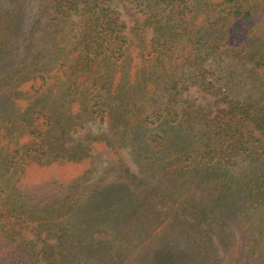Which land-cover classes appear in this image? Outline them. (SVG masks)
Wrapping results in <instances>:
<instances>
[{"label":"trees","instance_id":"obj_1","mask_svg":"<svg viewBox=\"0 0 264 264\" xmlns=\"http://www.w3.org/2000/svg\"><path fill=\"white\" fill-rule=\"evenodd\" d=\"M112 1L40 0L42 10L30 33L16 41V48L11 46L15 36L11 30H15L22 12L18 8L6 13L0 10V100L12 95L15 82L32 80L27 92L40 94L50 88L48 83L60 81L73 88L76 98L67 117L70 128H85L92 119L104 117L94 92L105 66H134L136 79L143 78L153 92L165 83L167 98L157 103V109L150 105L130 109V125L137 123L136 129L156 124V131L148 134L145 142L163 163L159 179L142 183L136 191L130 213L120 227L130 238L127 242L135 239L137 254L130 257V264H258L264 257L263 206L259 209L264 187L256 184V178L244 192L236 193L231 168L259 152L253 134L259 131L264 136V96L230 100L211 122L197 159H191L176 133L178 127L169 122L170 103L180 83L201 82L209 73L207 67L224 58L257 59L256 52L250 51L260 38L257 14L243 12L238 5L213 9L216 3H209V12L202 15L200 5L184 0H130L144 10L145 17L142 25L136 22L128 28L112 8ZM127 29L129 33H125ZM146 29L152 32L150 40ZM62 31L74 33L68 47L58 43ZM45 40L54 41L59 57L58 66L48 77L43 74L51 75L48 67H33L30 62L35 43ZM40 115L37 120L48 129L51 118ZM122 120L128 126L125 116ZM28 133L38 138V146L24 151L22 161L26 166L45 167L62 161L86 170L97 159V150L107 145L104 138L91 137L93 148L76 149L66 155L53 148L60 144L58 137L43 130L27 131L26 137ZM135 133L146 136L141 130ZM1 190L0 186V195ZM67 191V185L55 179L40 181L30 190L34 202H48L46 205L65 202L70 197ZM97 256L105 264H117L118 259L126 257L119 251H99ZM2 260H11L5 246L0 249V263Z\"/></svg>","mask_w":264,"mask_h":264},{"label":"rangeland","instance_id":"obj_2","mask_svg":"<svg viewBox=\"0 0 264 264\" xmlns=\"http://www.w3.org/2000/svg\"><path fill=\"white\" fill-rule=\"evenodd\" d=\"M184 1L189 5H200L202 15L209 12V3H216L213 9L238 5L243 12L249 10L257 14L255 21L260 32L259 40L250 50L256 52V60L224 58L207 67L209 73L201 82L179 84L180 90L170 103L172 116L169 122L172 127H178L176 133L191 159H197L211 122L230 100H242L249 95L264 96V0H240L242 4L237 0ZM14 8L22 12L15 30H11L15 33L11 46L16 48V41L30 33L42 5L40 0H0L2 13ZM112 8L128 28L136 22L143 24L144 10L136 3L113 0ZM0 25H3L2 19ZM146 34L150 40L151 30L146 29ZM72 35L73 31H62L58 43L68 47ZM40 41L31 49L30 62L33 67H48L51 75L43 74L52 76L59 64L55 54L58 47L52 40ZM21 49L18 51L22 52ZM136 69L128 63L103 68L94 96L98 97L96 100L104 117L92 119L85 128H70L72 123L67 117L76 98L72 94L73 88H67L60 81H49L47 86L50 88L40 94L27 92L32 80L15 82L12 95L0 100V215L3 216H0V249L5 246L11 259L2 260L0 264H105L97 256L99 251L104 254L123 252L126 257L118 259L117 264H130V257L137 254L135 239L127 242L130 238L120 227L124 226V218L130 213L136 191L142 183H155L159 179L163 163L156 151L147 149L145 142L148 134L156 131V124L136 129L137 123L130 125V109L149 105L157 109V103L167 98V94L163 89L164 82L162 88L153 92L143 78L136 79ZM148 71L152 72V69ZM40 114L51 118L52 125L48 129L42 128L37 120ZM123 116L128 119V126L124 125ZM155 119L153 117L154 122ZM39 130L58 137L60 144L53 148H59L58 153L66 155L76 149L93 148L91 137L104 138L107 145L97 150V159L86 170L62 161L45 167L26 166L22 155L26 148L38 146V138L34 139V135L28 133V139L25 134ZM136 130L146 136H140ZM253 135L259 152L253 157L242 158L231 168L233 180L237 182L236 193L244 192L256 178V184L264 187V136L259 131ZM46 179L64 182L70 197L65 202L48 205V202H34L31 188ZM261 207L264 211L262 198L259 209ZM258 264H264V257Z\"/></svg>","mask_w":264,"mask_h":264}]
</instances>
